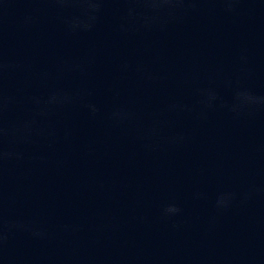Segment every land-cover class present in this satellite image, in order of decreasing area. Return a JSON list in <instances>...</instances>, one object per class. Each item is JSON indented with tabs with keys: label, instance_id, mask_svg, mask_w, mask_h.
Masks as SVG:
<instances>
[{
	"label": "clouds",
	"instance_id": "clouds-1",
	"mask_svg": "<svg viewBox=\"0 0 264 264\" xmlns=\"http://www.w3.org/2000/svg\"><path fill=\"white\" fill-rule=\"evenodd\" d=\"M56 6L58 13H65L73 7L80 8V14L64 16L66 30L70 34L92 31L103 11V5L108 0H50ZM122 3L124 20L127 26L143 29L165 30L170 24L178 22L190 11L197 10L201 0H116ZM224 7L228 14L238 12L237 5L241 0H216ZM123 30H128L125 25ZM242 59H246L242 57ZM88 61H74L65 66L62 71L78 74L81 77L87 76ZM18 65L6 59L0 49V165L4 162L21 159L22 153L12 146L13 143H31L36 136L43 135L44 129L40 127V121L47 118L52 112L70 107L83 101L79 91H69L56 88L49 91L45 96H31L29 101L32 105L31 114L19 121L10 122L7 114L16 103V98L9 95L5 88V78ZM127 68V64L124 65ZM224 86L231 90L230 98L225 99L215 87L197 89V104L200 106V115L203 116L207 110L222 108L231 113L234 117L244 115L254 116L264 112V94L257 93L253 89L237 84L232 80H225ZM89 112L95 116L100 109L94 103H84ZM194 107L189 104L173 102L166 106L168 113L192 112ZM115 123L123 124L135 119V113L125 107L115 108L110 117ZM162 121L153 119L151 124L144 129V135L148 138L159 135ZM182 135H174L167 138L169 144L178 145L183 142ZM248 194H245L247 198ZM200 194H197L199 198ZM237 194L232 191H224L217 195L215 208L218 211L227 210L236 200ZM182 209L176 203H169L162 209V216L171 218L181 213ZM13 229L30 231L33 236L43 237L42 231L34 230L32 225L5 220L0 215V247L7 241L8 233Z\"/></svg>",
	"mask_w": 264,
	"mask_h": 264
}]
</instances>
